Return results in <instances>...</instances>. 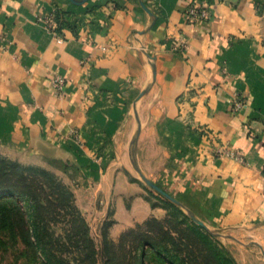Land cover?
I'll return each mask as SVG.
<instances>
[{
    "label": "crops",
    "instance_id": "crops-1",
    "mask_svg": "<svg viewBox=\"0 0 264 264\" xmlns=\"http://www.w3.org/2000/svg\"><path fill=\"white\" fill-rule=\"evenodd\" d=\"M193 2L211 18L189 23ZM0 146L75 169L77 204L116 228L167 201L264 259V0H0Z\"/></svg>",
    "mask_w": 264,
    "mask_h": 264
},
{
    "label": "rangeland",
    "instance_id": "rangeland-1",
    "mask_svg": "<svg viewBox=\"0 0 264 264\" xmlns=\"http://www.w3.org/2000/svg\"><path fill=\"white\" fill-rule=\"evenodd\" d=\"M16 162L26 168V176L32 179L29 184L35 196L47 206L45 216L48 226L57 235L65 234L70 225L59 213L64 215L66 210L55 200L58 193L56 186L51 185L50 178L41 171H47L74 192L69 177L75 175V169L60 163L42 167L0 146V171L6 168L10 170V163ZM15 181V177H5L0 173V188L16 186ZM5 197L10 198L11 195L0 192V198ZM12 199L17 197L12 195ZM50 201L54 202L53 205L49 204ZM162 205L168 210L165 217H151L144 224L121 230L116 228L113 216L107 219L94 218L85 214L77 204L89 224L90 236L97 245V264H264L260 249L243 248L231 241L227 233L204 231L178 206L167 201H162ZM20 228L17 221L5 228L0 225V264H38L26 253L23 241L16 239ZM143 240L149 241L152 246H145L143 251L137 250L131 254L132 247L140 248ZM66 243L71 242L66 240ZM233 244L237 248L231 247ZM167 251L174 254V258Z\"/></svg>",
    "mask_w": 264,
    "mask_h": 264
},
{
    "label": "trees",
    "instance_id": "trees-1",
    "mask_svg": "<svg viewBox=\"0 0 264 264\" xmlns=\"http://www.w3.org/2000/svg\"><path fill=\"white\" fill-rule=\"evenodd\" d=\"M62 17L66 18L64 13ZM59 22L62 24L64 20ZM10 164V170L6 168L0 173L5 177H15L16 186L0 188V192L11 195L10 198H0V225L5 228L9 224L14 225L16 221L21 225L16 239L23 241L26 253L38 264H97V245L90 236L89 224L77 206L73 190L57 178L51 177L47 171H41L50 178V184L56 186L58 193L55 200L66 210V214L59 215L70 225L65 234L57 235L47 224L45 215L48 208L35 196L29 184L32 179L26 176V168L18 162ZM12 195L17 199L13 200ZM53 203L49 202L50 205ZM66 240L71 243H66ZM145 246L152 245L143 240L140 248L132 247L131 254L137 250L143 251ZM167 253L174 258V254Z\"/></svg>",
    "mask_w": 264,
    "mask_h": 264
},
{
    "label": "built area",
    "instance_id": "built-area-1",
    "mask_svg": "<svg viewBox=\"0 0 264 264\" xmlns=\"http://www.w3.org/2000/svg\"><path fill=\"white\" fill-rule=\"evenodd\" d=\"M211 13V7L209 5L193 2L190 3L187 7L185 11V17L189 23H196L199 20H209L211 18ZM62 14L63 12H61V10H57L43 17V21L46 24L47 28L57 35H61L62 33V24L59 22V20H63ZM185 48L186 44L182 42L180 44V50H185ZM66 82V78L60 74H52V76L50 77L52 89L57 95H61L64 92ZM244 106L245 100L242 94L239 92H235L233 95V109L235 111H239ZM215 153L217 156H229L241 163L246 162L245 156L240 150L221 148L217 149Z\"/></svg>",
    "mask_w": 264,
    "mask_h": 264
},
{
    "label": "water",
    "instance_id": "water-1",
    "mask_svg": "<svg viewBox=\"0 0 264 264\" xmlns=\"http://www.w3.org/2000/svg\"><path fill=\"white\" fill-rule=\"evenodd\" d=\"M143 178H144L145 181H146L149 185H151L153 188H155L156 190H158L159 192H161L162 194H164V195L167 196L168 198H170V199H172V200L175 201V199H174L171 195H169L165 190H163L159 185H157V184L154 183L152 180H150V179H148V178H146V177H144V176H143ZM195 220H196L199 224H202V225H203V223H202L200 220H198V219H196V218H195Z\"/></svg>",
    "mask_w": 264,
    "mask_h": 264
}]
</instances>
